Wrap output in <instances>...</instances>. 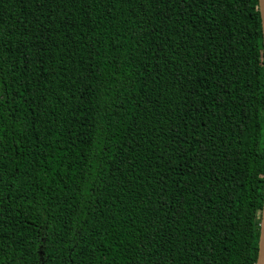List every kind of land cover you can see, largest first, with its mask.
Instances as JSON below:
<instances>
[{
    "label": "trees",
    "instance_id": "1",
    "mask_svg": "<svg viewBox=\"0 0 264 264\" xmlns=\"http://www.w3.org/2000/svg\"><path fill=\"white\" fill-rule=\"evenodd\" d=\"M258 0H0V264H256Z\"/></svg>",
    "mask_w": 264,
    "mask_h": 264
},
{
    "label": "water",
    "instance_id": "2",
    "mask_svg": "<svg viewBox=\"0 0 264 264\" xmlns=\"http://www.w3.org/2000/svg\"><path fill=\"white\" fill-rule=\"evenodd\" d=\"M260 17H261V26H262V34H263V44H264V0H258ZM264 212V201H263V209ZM259 250H258V258L256 264H264V221L260 222V237H259Z\"/></svg>",
    "mask_w": 264,
    "mask_h": 264
},
{
    "label": "snow or ice",
    "instance_id": "3",
    "mask_svg": "<svg viewBox=\"0 0 264 264\" xmlns=\"http://www.w3.org/2000/svg\"><path fill=\"white\" fill-rule=\"evenodd\" d=\"M261 220L264 221V212L261 213Z\"/></svg>",
    "mask_w": 264,
    "mask_h": 264
}]
</instances>
